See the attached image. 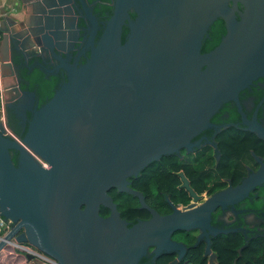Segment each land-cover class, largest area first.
I'll use <instances>...</instances> for the list:
<instances>
[{
  "label": "water",
  "instance_id": "water-1",
  "mask_svg": "<svg viewBox=\"0 0 264 264\" xmlns=\"http://www.w3.org/2000/svg\"><path fill=\"white\" fill-rule=\"evenodd\" d=\"M22 1V25L57 61L59 82L33 110L22 139L47 167L5 135L0 116V218L12 227L0 250L15 236L57 264H138L150 247L154 259L176 252L168 263L176 264L187 246L172 233L199 230L194 245L204 239L207 264H218L211 236L236 229L217 228L210 215L264 182V158L237 185L196 207L180 210L167 200L174 209L166 215L145 203L129 177L197 145L227 102L264 140V125L241 104L245 88L264 76V0ZM219 17L222 37L202 53L205 32ZM8 39L4 34L0 56L12 75ZM2 66L0 104L6 88L20 93L15 81L5 86ZM179 175L198 202L201 196ZM111 188L137 196L151 217L129 226L107 193Z\"/></svg>",
  "mask_w": 264,
  "mask_h": 264
},
{
  "label": "flooded vegetation",
  "instance_id": "flooded-vegetation-1",
  "mask_svg": "<svg viewBox=\"0 0 264 264\" xmlns=\"http://www.w3.org/2000/svg\"><path fill=\"white\" fill-rule=\"evenodd\" d=\"M11 16L13 19H11ZM4 17L5 19H2ZM4 17L0 18V27L5 26L7 30L4 32L0 29V42L3 40L4 34H8V55L12 68V75H8L9 67H5L2 64L3 61L1 60L0 56V66L3 65L2 81L4 82L6 87L10 86L11 83L15 81V85H17L20 93L17 94L15 90H11L12 88L5 89V103L0 104V107H3L4 113L2 111L3 114L0 113V116L3 115V119L5 121V135L17 141V143L21 147L32 154L33 157L41 164L40 157L33 153L32 150L24 144L22 139L27 131V127L31 120L33 110L38 109L40 105L50 99L56 91L59 82L57 61L50 53L46 45L42 43L37 37H35L30 31L28 33L26 31V34H24V26L22 25L23 21L18 20V18L14 17L11 14H7ZM217 19H215L209 25L207 31L205 32L201 48L202 46L207 48L204 51L200 49L202 53L208 52L209 49L222 37V34L225 30V23L224 20L221 19L223 21V27L218 28L216 26ZM30 93H32V97L28 96V94ZM241 104L243 107V111L248 118H250L251 120L255 118L262 125H264V76L251 82L245 88L241 97ZM211 123L213 124L211 126V133L202 137L198 141L199 143L197 145L192 146L189 150L184 148L180 149L179 153H171L169 155H166L168 162L174 161L178 162V164L180 165V168L178 170H171L180 179V183L176 185L178 189L184 188L179 173L183 172L181 168L184 167L185 164H193L196 167H200L203 169L202 171L198 170V174L199 177L204 182H206L207 188L200 193L196 191L197 194L201 196V199L198 202H193L192 198L189 196V193L188 196L190 197V199L185 204L170 199V197L164 193V201L161 199L158 202L152 200L149 203L146 195L140 188H138V186L142 184L141 179H144L141 176L144 170H142L137 176L129 177V186L134 190L139 191L143 195L145 203L148 206L154 208V210H156L159 214L166 215L170 214L173 211V206L167 200L179 206L180 210L187 209V207H190V205H193L192 207H196L200 205L204 201V199L209 197L211 194L225 189L229 186L237 185L247 175V173L256 171L259 168V161L264 158V155L257 153L255 154L253 150H249L247 152H244L236 161V165H240L245 172L238 183L233 184L231 177L219 175V173L217 172V164L221 159L223 151H225L226 149L228 150V152L232 151L234 147L233 143L238 141V139L226 138L224 136L225 132L228 133V128H237L238 130H240V132H251L257 138V143L259 145L260 141L263 139L247 129L248 126L238 121L237 108L236 105L232 102L223 104L219 108V110L214 113ZM241 137L242 135L239 136V140L241 139ZM247 138H249V136ZM246 160L248 162H246ZM42 166L45 167L44 165ZM148 166L144 168H148ZM163 181L164 180H162V183H160L161 186L163 184ZM107 193L112 197L111 193L122 194L126 192H120L116 188H111L107 191ZM132 196L134 197L133 209L136 208L139 210H144V213L145 215H147V217H139L137 215H134L131 219H127L120 215L121 218L125 219L128 222L129 226L137 223L139 220H146L151 217L150 211L147 208L145 209L141 207L139 198L134 195ZM261 200L264 203V182L253 188L246 197L236 203L232 208L227 207L222 210L221 208L217 207L210 215V222L217 228H235L236 231H241L246 237H248V235H262L264 234V205L260 207V212L254 209L256 208V204ZM156 206H158V208H156ZM109 213L110 210L106 215H100L107 216ZM247 216L253 217L254 220L249 221L247 219ZM178 231H174L172 233V238L176 241L183 242L187 246L186 242L183 239H180L178 235H176L180 234L178 233ZM185 231L188 234H193V236H195L194 241L196 242L197 235L200 234V231L184 230V232ZM213 237L214 236H211V238ZM201 242L204 243L205 249L206 243L204 239H201L197 244H200ZM152 250L153 247H150L148 253L140 258L138 264H155V262H157L158 260L168 258L163 256L171 255V258H169L165 262V264H168L177 256L176 252L161 253L154 259L153 253L151 252ZM187 251L188 246L186 249V253ZM184 256L181 259L177 260L176 264H185L186 260Z\"/></svg>",
  "mask_w": 264,
  "mask_h": 264
},
{
  "label": "trees",
  "instance_id": "trees-1",
  "mask_svg": "<svg viewBox=\"0 0 264 264\" xmlns=\"http://www.w3.org/2000/svg\"><path fill=\"white\" fill-rule=\"evenodd\" d=\"M221 19L218 18L216 21L218 28L223 27V21ZM206 48L202 46L201 49L204 51ZM227 132L230 135L225 132L224 136L226 138L238 139V141L235 140L236 142L233 143L234 147L232 151L228 152L227 149L223 151L221 159L217 164V172L221 176L231 177L232 183L236 184L245 174L243 168L240 165H236V161L244 152L249 150H253L255 154L264 155V140H261L259 145L257 138L251 132H240V130L233 127L228 128ZM240 135L242 137L239 140ZM248 136L249 138H247ZM151 163L148 164H151L150 166L147 165L148 168L143 169L144 171L141 176L144 179H141L142 184L138 186L146 195V198H148V202L150 203L152 200L158 202L160 199L164 201L165 193L170 199L176 202L187 203L190 199L188 192L184 188H177L176 185L180 183V179L171 171H176L180 168L178 162H168L165 155L159 161L157 160ZM181 169L195 191L200 193L207 188L206 182L198 174V170L202 171V168L187 163ZM162 180L164 181L161 186L160 183H162ZM111 194L117 204V208L120 210L121 216L127 219H131L134 215L147 217L144 210L133 209L134 197L131 194ZM262 205L264 203L261 200L256 204V208L254 209L259 211ZM108 211L107 207L101 205L99 210L100 214L106 215ZM178 233L180 234L176 235L180 239H183L188 246V251L184 256L186 260L185 264H207V257L204 255V243L201 242L200 244L194 245L195 236L193 234H188L184 230H180ZM211 250L216 253L218 264H233L234 261H236V264H264V235H248L246 241L245 235L241 231L218 234L211 238ZM163 257L168 258L158 260L155 264H165L171 258V255ZM0 264H30V262L27 261L23 253L15 250L11 246H7L0 251Z\"/></svg>",
  "mask_w": 264,
  "mask_h": 264
},
{
  "label": "built area",
  "instance_id": "built-area-1",
  "mask_svg": "<svg viewBox=\"0 0 264 264\" xmlns=\"http://www.w3.org/2000/svg\"><path fill=\"white\" fill-rule=\"evenodd\" d=\"M9 8H10L9 6H6V9H9ZM12 11H14V10H12ZM2 13L4 14V13H6V11L4 12V10H3ZM1 117L3 118V115ZM40 162L45 167L47 166V164L45 163L44 160L41 159ZM11 228L12 227H11L10 221L2 220L0 218V240L4 239V237L9 233ZM7 246H11L15 250L23 253L25 255V257H26V255H30L31 259L28 260L26 258L27 261L30 262V264H57V260H55L54 258L48 256L47 254H45L41 251H38L33 245H31L27 242H18L15 239V236L10 238L9 240H6L5 247H7Z\"/></svg>",
  "mask_w": 264,
  "mask_h": 264
},
{
  "label": "crops",
  "instance_id": "crops-1",
  "mask_svg": "<svg viewBox=\"0 0 264 264\" xmlns=\"http://www.w3.org/2000/svg\"><path fill=\"white\" fill-rule=\"evenodd\" d=\"M8 2L7 1H5V0H0V18H2V17H4L5 15H7V14H11V15H13L14 17H16V18H18V20H21V21H23V1L22 0H14V3H15V5H17L18 6V8H16V7H13V5H12V7H10L9 9H6V4H7ZM3 10H4V12L6 11V13H2L3 12ZM12 10H14V11H12ZM11 18H12V16H11ZM5 19V18H4ZM13 19V18H12ZM1 20V19H0ZM26 31H27V33L29 32V30H27L25 27H24V29H23V32H24V34H26Z\"/></svg>",
  "mask_w": 264,
  "mask_h": 264
},
{
  "label": "rangeland",
  "instance_id": "rangeland-1",
  "mask_svg": "<svg viewBox=\"0 0 264 264\" xmlns=\"http://www.w3.org/2000/svg\"><path fill=\"white\" fill-rule=\"evenodd\" d=\"M5 1L8 2V3L6 4L7 6L12 7V5H13V7L18 8V6L15 5L14 0H5ZM11 4H12V5H11ZM246 162H248V161L246 160ZM203 167H204V166H203ZM204 168H205V167H204ZM204 170H206V169H204ZM247 219H248L249 221L254 220L253 217H251V216H247ZM194 231H196V230H194Z\"/></svg>",
  "mask_w": 264,
  "mask_h": 264
}]
</instances>
